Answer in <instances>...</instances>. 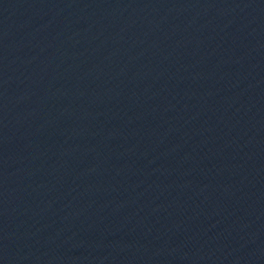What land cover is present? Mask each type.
<instances>
[{
    "label": "water",
    "instance_id": "95a60500",
    "mask_svg": "<svg viewBox=\"0 0 264 264\" xmlns=\"http://www.w3.org/2000/svg\"><path fill=\"white\" fill-rule=\"evenodd\" d=\"M0 264H264V0H0Z\"/></svg>",
    "mask_w": 264,
    "mask_h": 264
}]
</instances>
